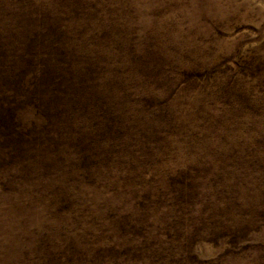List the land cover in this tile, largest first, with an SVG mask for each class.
I'll return each instance as SVG.
<instances>
[{"label": "rangeland", "instance_id": "rangeland-1", "mask_svg": "<svg viewBox=\"0 0 264 264\" xmlns=\"http://www.w3.org/2000/svg\"><path fill=\"white\" fill-rule=\"evenodd\" d=\"M0 264H264V0H0Z\"/></svg>", "mask_w": 264, "mask_h": 264}]
</instances>
